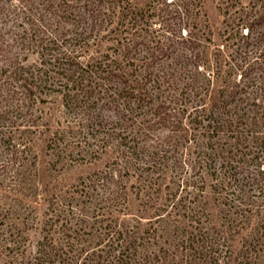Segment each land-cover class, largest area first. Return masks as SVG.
<instances>
[{"label": "trees", "instance_id": "16d2710c", "mask_svg": "<svg viewBox=\"0 0 264 264\" xmlns=\"http://www.w3.org/2000/svg\"><path fill=\"white\" fill-rule=\"evenodd\" d=\"M204 10L0 0V156L39 233L0 264H264V0H221L215 33ZM76 154L100 169L68 182Z\"/></svg>", "mask_w": 264, "mask_h": 264}, {"label": "rangeland", "instance_id": "374dc122", "mask_svg": "<svg viewBox=\"0 0 264 264\" xmlns=\"http://www.w3.org/2000/svg\"><path fill=\"white\" fill-rule=\"evenodd\" d=\"M136 3V5L142 6L147 4L152 0H132ZM221 0H205V13L206 17L204 19L207 20V23L210 24V27L215 33V29L221 28L223 24V16L218 10V5ZM174 8L173 6H169L168 9ZM172 11V10H171ZM176 20H172V24L174 25ZM264 25V23H263ZM194 29L193 24L189 26V23H184L181 25V31L185 36H188V31ZM257 35L260 32H264V26L261 25L255 27ZM208 30V28H207ZM207 44H210L207 41ZM261 48H264V41ZM198 47L193 46L189 42V44H184L181 46L180 53L182 54L181 61L185 64L187 63L188 66H193V60L196 58L195 53L198 52ZM33 59V57H32ZM171 58L168 59L171 62ZM110 111H104V114L109 115ZM112 114V113H111ZM105 115V116H106ZM17 143V142H16ZM13 150L18 148L19 150L23 149L21 144H18L17 147H12ZM3 149V148H2ZM4 150V149H3ZM13 152L10 154L3 152V157L0 156V241L3 238H9L13 232L17 234V236L21 235L24 240L27 242H36L39 236V233L34 230V226L32 224H21L20 222L24 221V216L26 214V205L24 204L25 195L23 192L20 191L21 179L24 175V168H23V161H22V154H19L17 158H13L11 156ZM103 160L99 161V165L105 167V165H110L111 160L103 156ZM88 157L83 158L81 155L76 154L74 157L75 161H70L71 166H66L63 169L62 165H58V170L56 174L60 177H64V179L68 182L74 181L76 178L93 173L95 170L100 169L98 165L95 163H87L89 160ZM53 163V162H52ZM102 168V167H101ZM109 170V167L107 168ZM41 198V194L38 195ZM27 218V217H26ZM26 223V221H24ZM23 225L20 228L23 231H18L15 229V226ZM25 226V233L24 227ZM20 229V230H21Z\"/></svg>", "mask_w": 264, "mask_h": 264}]
</instances>
